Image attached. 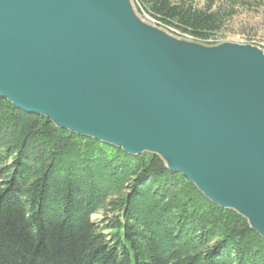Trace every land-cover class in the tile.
I'll return each mask as SVG.
<instances>
[{
    "label": "water",
    "instance_id": "obj_1",
    "mask_svg": "<svg viewBox=\"0 0 264 264\" xmlns=\"http://www.w3.org/2000/svg\"><path fill=\"white\" fill-rule=\"evenodd\" d=\"M0 96L58 128L159 155L264 238V52L204 46L130 0H0Z\"/></svg>",
    "mask_w": 264,
    "mask_h": 264
},
{
    "label": "trees",
    "instance_id": "obj_2",
    "mask_svg": "<svg viewBox=\"0 0 264 264\" xmlns=\"http://www.w3.org/2000/svg\"><path fill=\"white\" fill-rule=\"evenodd\" d=\"M144 3L210 45L231 13ZM0 264H264V238L159 155L71 133L0 96Z\"/></svg>",
    "mask_w": 264,
    "mask_h": 264
},
{
    "label": "rangeland",
    "instance_id": "obj_3",
    "mask_svg": "<svg viewBox=\"0 0 264 264\" xmlns=\"http://www.w3.org/2000/svg\"><path fill=\"white\" fill-rule=\"evenodd\" d=\"M130 1L141 21L176 38L196 42L204 46H216L225 42L250 44L264 52V0H180L186 1L198 9H211L212 11L222 9L228 13L231 12L216 34V39L211 40L217 42L213 45L195 41L191 35L176 32L173 28L164 26L162 22L157 21L150 14L144 3L145 0ZM100 219H102V215L92 217V220L97 223Z\"/></svg>",
    "mask_w": 264,
    "mask_h": 264
}]
</instances>
